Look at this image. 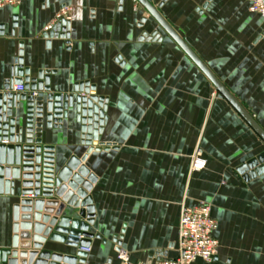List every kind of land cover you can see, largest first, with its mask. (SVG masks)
Listing matches in <instances>:
<instances>
[{"label":"crops","instance_id":"crops-1","mask_svg":"<svg viewBox=\"0 0 264 264\" xmlns=\"http://www.w3.org/2000/svg\"><path fill=\"white\" fill-rule=\"evenodd\" d=\"M148 1L264 129V21L240 0ZM66 4L0 10V92L22 67L30 79L49 73L50 92L35 97H75L87 84L106 99L102 149L84 164L96 177L86 264H120L118 249L133 264L176 258L180 209L200 202L217 222L218 252L192 264H264V173L245 181L238 172L264 153L261 139L138 2L71 0L65 37L46 38ZM80 135L74 108L60 129H44L55 170L86 153ZM193 153L203 170H191ZM18 201L0 195V249L10 247Z\"/></svg>","mask_w":264,"mask_h":264},{"label":"water","instance_id":"water-1","mask_svg":"<svg viewBox=\"0 0 264 264\" xmlns=\"http://www.w3.org/2000/svg\"><path fill=\"white\" fill-rule=\"evenodd\" d=\"M138 2L181 49L251 130L264 143V129L234 99L190 46L176 33L148 0ZM68 22H59L44 36L64 38ZM25 75V78L23 76ZM24 84V85H23ZM25 91L49 93V73L39 71L29 78V71L16 67L14 79L5 81L0 92V195L19 198L13 206L10 247L0 249V264H86L93 235L94 207L89 195L96 177L84 165L93 151L102 149L98 137L106 122V99L97 97L86 84L75 87V97L48 94L32 96L8 92L11 86ZM74 108L75 122L80 125L81 145L87 151L81 158L72 156L55 170L53 152L42 143L44 129H60L68 111ZM19 113L17 124L14 114ZM24 112V113H23ZM109 145L105 147V151ZM264 153L242 165L238 172L248 181L264 173ZM18 186V187H17ZM52 245L71 251L59 253Z\"/></svg>","mask_w":264,"mask_h":264},{"label":"built area","instance_id":"built-area-1","mask_svg":"<svg viewBox=\"0 0 264 264\" xmlns=\"http://www.w3.org/2000/svg\"><path fill=\"white\" fill-rule=\"evenodd\" d=\"M64 5L53 17L52 21L44 28V31L51 33L53 28L62 20L69 22L71 19L72 7L71 0ZM247 4L248 11L251 14L259 16L264 21V0H240ZM17 4V0H0V10L6 7H12ZM16 93H25L24 87L14 86ZM35 96L36 93H31ZM206 167V161L197 157V154L191 159V170L201 171ZM217 230V222L211 215L209 204L200 202L195 206H182L180 209L177 237V257L174 259L156 258L148 263L138 264H192L197 260L205 263L212 262L218 252V241L214 236ZM89 252V249H83ZM117 259L120 264H133L129 261L127 253L123 250H117Z\"/></svg>","mask_w":264,"mask_h":264},{"label":"rangeland","instance_id":"rangeland-1","mask_svg":"<svg viewBox=\"0 0 264 264\" xmlns=\"http://www.w3.org/2000/svg\"><path fill=\"white\" fill-rule=\"evenodd\" d=\"M193 156H194V153L192 154L191 159H192ZM191 159H190V160H191Z\"/></svg>","mask_w":264,"mask_h":264}]
</instances>
